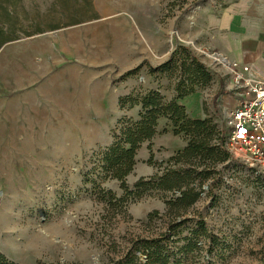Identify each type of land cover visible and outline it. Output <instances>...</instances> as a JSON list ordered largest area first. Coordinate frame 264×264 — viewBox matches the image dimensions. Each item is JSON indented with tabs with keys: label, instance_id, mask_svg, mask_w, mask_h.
I'll return each instance as SVG.
<instances>
[{
	"label": "rangeland",
	"instance_id": "obj_1",
	"mask_svg": "<svg viewBox=\"0 0 264 264\" xmlns=\"http://www.w3.org/2000/svg\"><path fill=\"white\" fill-rule=\"evenodd\" d=\"M224 1L0 0V252L10 261L114 264L133 243L155 239L169 264H264V166L230 156L179 218L185 224L167 232L165 202L179 194L108 213L97 198V186L114 193L103 181L105 148L89 150L113 124L118 96L144 93L148 80L161 94L175 87L171 72L152 70L179 47L217 73L199 92L227 141L231 78L201 40L207 10ZM160 158L158 174L171 157ZM135 254L146 262L144 250Z\"/></svg>",
	"mask_w": 264,
	"mask_h": 264
},
{
	"label": "trees",
	"instance_id": "obj_2",
	"mask_svg": "<svg viewBox=\"0 0 264 264\" xmlns=\"http://www.w3.org/2000/svg\"><path fill=\"white\" fill-rule=\"evenodd\" d=\"M178 49L172 54L170 61L152 70L159 75L171 72V76L176 78L174 97L171 100H167L157 90L130 93L119 100L121 109L141 107L137 120L122 118L118 122V127L113 131L112 144L99 153L103 181H117L122 195L117 196L97 186V198L106 204L108 208L105 210L108 213H123L126 206L137 204L147 197L156 198L161 192L178 193L179 196L165 202L164 216L169 220L167 232L175 231L185 224L186 220L178 221L179 218L197 203L204 185L217 179L220 174L218 165L228 161L231 156L226 148L224 129L215 126L208 118L205 104L203 103V111L206 117L193 119L185 107L178 103L179 100L199 92L200 88L209 86L217 73L210 71L188 49H183L185 54L182 58ZM140 69L141 66L130 71L127 77ZM161 119H166L169 125L159 133L157 127ZM169 131L184 140V149L170 158L169 167L161 174L140 178L129 187L126 178L136 165L137 151L143 144L151 143L158 134H166ZM148 164L155 166L152 154ZM157 217L159 213L155 211L148 215V220L152 221ZM162 249L158 240L142 239L133 243L126 256L114 264H169V256H164ZM142 250L147 254L146 262L140 261L135 254ZM0 264L18 263L10 261L0 252Z\"/></svg>",
	"mask_w": 264,
	"mask_h": 264
},
{
	"label": "crops",
	"instance_id": "obj_3",
	"mask_svg": "<svg viewBox=\"0 0 264 264\" xmlns=\"http://www.w3.org/2000/svg\"><path fill=\"white\" fill-rule=\"evenodd\" d=\"M206 16L201 30L202 49L217 60L219 58L228 61L242 60L247 64L255 65L261 71L260 79L264 80V0H225L223 5L208 9ZM156 87L154 81L148 80L140 89L148 91ZM137 89H139L138 84L134 83L124 95ZM161 90L167 100L174 97L173 87L170 90L165 87ZM203 97V93L197 92L179 100L178 103L185 107L193 119H204L206 116L203 111ZM118 100L119 96L111 102L116 114L113 124L104 133L102 141L90 146V151L97 147L107 148L112 144L111 130L119 119L137 120L139 118L140 106L120 111ZM168 125L166 119L159 120L158 132L160 133ZM149 144H151V150H149ZM185 146L184 140L179 136H174L171 131L158 134L151 143L143 144L136 153V165L133 172L126 178L127 185L132 187L138 179L157 174V169L148 164L151 154L154 160L161 159L160 156L168 158L182 151ZM106 185L117 196L122 195L120 184L117 181H110Z\"/></svg>",
	"mask_w": 264,
	"mask_h": 264
},
{
	"label": "built area",
	"instance_id": "obj_4",
	"mask_svg": "<svg viewBox=\"0 0 264 264\" xmlns=\"http://www.w3.org/2000/svg\"><path fill=\"white\" fill-rule=\"evenodd\" d=\"M231 84L223 83V93L230 94L227 117L226 148L231 156L249 167L264 166V80L260 69L242 60L223 64ZM218 72V71H217ZM224 78V76H222Z\"/></svg>",
	"mask_w": 264,
	"mask_h": 264
},
{
	"label": "bare ground",
	"instance_id": "obj_5",
	"mask_svg": "<svg viewBox=\"0 0 264 264\" xmlns=\"http://www.w3.org/2000/svg\"><path fill=\"white\" fill-rule=\"evenodd\" d=\"M219 61H221L222 64H226V60L225 59L219 58ZM224 109L226 110V107ZM0 127H1V125H0ZM33 135H34V133H31L30 130H25L24 129V140L26 142H29ZM34 139H36V137H34Z\"/></svg>",
	"mask_w": 264,
	"mask_h": 264
},
{
	"label": "water",
	"instance_id": "obj_6",
	"mask_svg": "<svg viewBox=\"0 0 264 264\" xmlns=\"http://www.w3.org/2000/svg\"><path fill=\"white\" fill-rule=\"evenodd\" d=\"M203 63L207 65V63H206V62H203Z\"/></svg>",
	"mask_w": 264,
	"mask_h": 264
}]
</instances>
